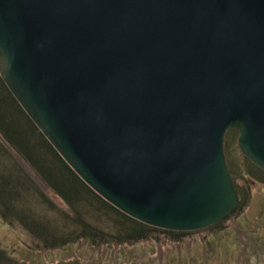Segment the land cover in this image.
I'll list each match as a JSON object with an SVG mask.
<instances>
[{"label": "water", "instance_id": "1", "mask_svg": "<svg viewBox=\"0 0 264 264\" xmlns=\"http://www.w3.org/2000/svg\"><path fill=\"white\" fill-rule=\"evenodd\" d=\"M0 79L101 199L196 232L240 208L224 143L264 171V0H0Z\"/></svg>", "mask_w": 264, "mask_h": 264}, {"label": "trees", "instance_id": "2", "mask_svg": "<svg viewBox=\"0 0 264 264\" xmlns=\"http://www.w3.org/2000/svg\"><path fill=\"white\" fill-rule=\"evenodd\" d=\"M247 163L255 171L250 170L249 177L264 184V171ZM38 179L66 204L67 210L56 206L41 189ZM237 192L241 199L238 213L246 207L247 198L240 188ZM48 213L54 214L56 219L49 218ZM0 217L10 228L31 236L35 247L44 251L62 250L73 244L103 250L163 239L182 243L185 237L195 234L149 227L101 199L57 154L1 79ZM221 223L199 232L221 229ZM0 264L24 263L0 246Z\"/></svg>", "mask_w": 264, "mask_h": 264}, {"label": "rangeland", "instance_id": "3", "mask_svg": "<svg viewBox=\"0 0 264 264\" xmlns=\"http://www.w3.org/2000/svg\"><path fill=\"white\" fill-rule=\"evenodd\" d=\"M238 134L237 129L226 134L225 160L236 189L246 194L247 205L223 221L221 229L188 232L195 234L185 237L182 243L163 239L103 250L73 244L62 250L44 251L35 247L31 236L10 228L0 217V246L24 264H264V184L249 177L253 170L238 147ZM38 183L60 210H67L52 190L39 179ZM47 215L55 218L54 214Z\"/></svg>", "mask_w": 264, "mask_h": 264}, {"label": "bare ground", "instance_id": "4", "mask_svg": "<svg viewBox=\"0 0 264 264\" xmlns=\"http://www.w3.org/2000/svg\"><path fill=\"white\" fill-rule=\"evenodd\" d=\"M13 95V94H12ZM16 100V99H15ZM20 105V104H19ZM21 106V105H20ZM22 108V107H21ZM23 109V108H22ZM24 110V109H23ZM25 112V111H24ZM27 114V113H26ZM36 125V124H35ZM51 145V144H50ZM54 148V147H53ZM56 151V150H55ZM58 154V153H57ZM64 160V159H63ZM67 164V163H66Z\"/></svg>", "mask_w": 264, "mask_h": 264}, {"label": "flooded vegetation", "instance_id": "5", "mask_svg": "<svg viewBox=\"0 0 264 264\" xmlns=\"http://www.w3.org/2000/svg\"><path fill=\"white\" fill-rule=\"evenodd\" d=\"M238 131V130H237ZM237 144H238V140H237Z\"/></svg>", "mask_w": 264, "mask_h": 264}]
</instances>
